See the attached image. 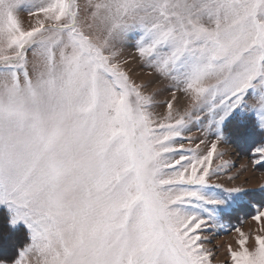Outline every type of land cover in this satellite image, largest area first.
I'll return each mask as SVG.
<instances>
[{
  "label": "snow or ice",
  "instance_id": "1",
  "mask_svg": "<svg viewBox=\"0 0 264 264\" xmlns=\"http://www.w3.org/2000/svg\"><path fill=\"white\" fill-rule=\"evenodd\" d=\"M225 145L264 167V0H0V204L31 238L13 264H214L246 206L229 258L264 264V183L236 184Z\"/></svg>",
  "mask_w": 264,
  "mask_h": 264
},
{
  "label": "rangeland",
  "instance_id": "2",
  "mask_svg": "<svg viewBox=\"0 0 264 264\" xmlns=\"http://www.w3.org/2000/svg\"><path fill=\"white\" fill-rule=\"evenodd\" d=\"M18 14L20 18L24 21L25 27H28L30 21L34 23V19L28 15L27 7H22L19 10ZM135 55V49L133 48H127L124 51V56L130 61L128 67L133 76V79L137 80L138 82L152 80L153 77L148 75L149 69L147 67L142 66L139 60L133 59ZM153 87H162V85L155 84L153 85ZM149 90H151V88ZM167 96L168 93L164 91L161 93L160 96H158V99L164 100L165 98H167ZM184 103L185 102L181 100V106H183ZM157 110L160 112L164 111L163 107H160ZM191 135L199 136L200 133L193 129ZM201 147L203 148L204 146L202 145ZM224 148L229 153V155L225 157L226 159L234 161L238 168L240 165L246 166L245 169L240 170L238 179L235 181L236 184H243L245 187L256 189L257 185L264 183V170H259L261 169L260 166L259 169L258 166H252L249 159L247 158V155H242L241 153L236 154L234 147H229L225 145ZM232 171L236 172V169H233ZM251 199L254 203H264V198L262 199V196L258 189L255 191L254 197H251ZM255 211V207L246 206L243 208V210L235 213L225 221L226 227L224 229H217L214 231V233L212 234V243L209 245V247H211L215 253L214 264H231L227 247L229 244H232L233 247H236V233L230 230L233 226L241 227L245 232L251 231L253 234H255L257 225L251 219V216L255 214ZM0 212V214L3 215L4 213L6 216L5 219H2V216L0 215V261H5L6 264H13L15 259L18 257L19 252L31 243L30 230L23 221L18 222L15 226H12L10 224L12 214L7 205L0 204ZM240 221L244 222L241 223ZM19 227H23L26 231L28 240L25 242L23 241V236H19V238L16 237L17 240L9 236L8 232L10 230H15ZM15 247L18 249L17 251L15 249L13 251L15 252V255L11 256L9 252H11L12 249Z\"/></svg>",
  "mask_w": 264,
  "mask_h": 264
},
{
  "label": "trees",
  "instance_id": "3",
  "mask_svg": "<svg viewBox=\"0 0 264 264\" xmlns=\"http://www.w3.org/2000/svg\"><path fill=\"white\" fill-rule=\"evenodd\" d=\"M242 155H246V154H244V153H241ZM258 169H259V166H258ZM259 170H264V167H261V169H259ZM261 194V196H262V199L264 198V194H262V193H260ZM252 197H254V195L252 196ZM254 199V198H253ZM251 209V208H250ZM1 213V212H0ZM1 216H2V219H5L6 218V216H5V214L3 213V215L2 214H0ZM8 219V218H7ZM7 224H8V222H7ZM3 226H4V224H3ZM9 236H11V237H13V239H15V240H17V238H19V236H23V241L25 242V241H27L28 240V238H27V235H26V231H25V229L23 228V227H19V228H17V229H15V230H10L9 232ZM17 237V238H16ZM21 238V237H20ZM19 240V239H18ZM16 249V251H17V249L18 248H13L12 249V251L11 252H9L10 253V255L12 256V255H15V252H13L14 250ZM9 255V254H8Z\"/></svg>",
  "mask_w": 264,
  "mask_h": 264
}]
</instances>
